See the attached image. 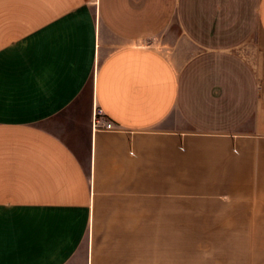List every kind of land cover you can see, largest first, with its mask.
Masks as SVG:
<instances>
[{
	"label": "crops",
	"instance_id": "0c3cea01",
	"mask_svg": "<svg viewBox=\"0 0 264 264\" xmlns=\"http://www.w3.org/2000/svg\"><path fill=\"white\" fill-rule=\"evenodd\" d=\"M0 264H264V0H0Z\"/></svg>",
	"mask_w": 264,
	"mask_h": 264
},
{
	"label": "built area",
	"instance_id": "2783aa9c",
	"mask_svg": "<svg viewBox=\"0 0 264 264\" xmlns=\"http://www.w3.org/2000/svg\"><path fill=\"white\" fill-rule=\"evenodd\" d=\"M93 130H95V132H117L118 127L114 123L106 120L103 110L96 106L95 115L93 118Z\"/></svg>",
	"mask_w": 264,
	"mask_h": 264
}]
</instances>
